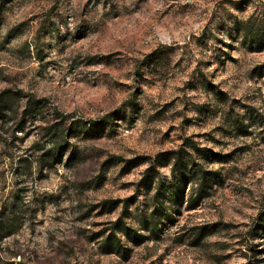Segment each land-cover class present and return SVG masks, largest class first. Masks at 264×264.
I'll return each instance as SVG.
<instances>
[{
    "label": "rangeland",
    "instance_id": "obj_1",
    "mask_svg": "<svg viewBox=\"0 0 264 264\" xmlns=\"http://www.w3.org/2000/svg\"><path fill=\"white\" fill-rule=\"evenodd\" d=\"M3 92L0 264H264V0H0Z\"/></svg>",
    "mask_w": 264,
    "mask_h": 264
},
{
    "label": "trees",
    "instance_id": "obj_2",
    "mask_svg": "<svg viewBox=\"0 0 264 264\" xmlns=\"http://www.w3.org/2000/svg\"><path fill=\"white\" fill-rule=\"evenodd\" d=\"M150 60V64H157L162 60V55L159 54L158 50L155 51L154 53L150 54L145 63L147 64V61ZM144 63V64H145ZM11 99L10 93L8 92H3L0 96V113L2 111V108L4 107V104L7 103L9 100ZM166 156V155H163ZM157 166H151L148 169H146L139 185L140 187H150L152 185V183L154 182L155 178L157 177ZM113 207L116 206L118 203L117 202H113ZM122 221H119L118 223H116V230L118 231H122L124 232L127 236H129L130 238L132 237H139V238H144L141 235H138V233L130 228H128L125 223H123L122 225H120ZM109 245V241H106V244L102 247V248H106Z\"/></svg>",
    "mask_w": 264,
    "mask_h": 264
}]
</instances>
